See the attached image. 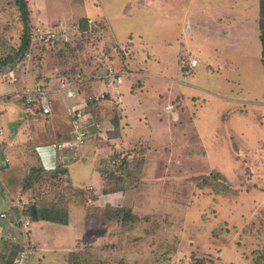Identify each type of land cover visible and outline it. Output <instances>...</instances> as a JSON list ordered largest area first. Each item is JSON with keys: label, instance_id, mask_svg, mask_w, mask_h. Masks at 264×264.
Returning <instances> with one entry per match:
<instances>
[{"label": "rangeland", "instance_id": "1", "mask_svg": "<svg viewBox=\"0 0 264 264\" xmlns=\"http://www.w3.org/2000/svg\"><path fill=\"white\" fill-rule=\"evenodd\" d=\"M26 2L27 32L17 0H0L1 61L18 52L37 23L80 22L66 47L29 44L27 70L81 78L99 70L104 78L110 65L123 80L104 85L108 98L87 108L107 155L92 160L93 144L71 151L91 156L71 165L74 190L47 174L36 181V192L57 194L53 202L70 198L72 231L50 225L31 264H264V65L247 43V17L260 18L261 0H36L43 21L32 18L34 0ZM196 57L198 67L187 73ZM6 68L0 85L14 88ZM124 133L145 144L117 151L112 143ZM122 158L123 169L113 163ZM102 159L104 191L120 193L100 196L115 203L97 205L87 188ZM114 173L122 179H111Z\"/></svg>", "mask_w": 264, "mask_h": 264}, {"label": "crops", "instance_id": "2", "mask_svg": "<svg viewBox=\"0 0 264 264\" xmlns=\"http://www.w3.org/2000/svg\"><path fill=\"white\" fill-rule=\"evenodd\" d=\"M33 4L32 5L34 7H36L37 5V10L36 15H33L32 18L43 21L44 19L41 16V13L43 11L42 7L39 4H36V0H34ZM247 18V23L250 24L252 29V36L248 38L247 41L248 46L251 45L252 47H255L254 50H256L255 52L261 59L262 45L260 41L259 14H257L256 16L255 13V15L252 16V19L251 17ZM37 25L41 26L38 23ZM64 25L68 26L69 24L65 23ZM106 26H108V24ZM106 35L108 37V40L116 43L115 37L109 26L107 27ZM25 57L24 59H22V62L19 61L15 65V67L17 68L16 70L23 71V76L20 78L16 75L18 77V81L16 83L11 84L6 81L8 86H12L14 88H3L4 86L0 85V207L2 206L0 215H6L5 220L0 219V264H12L16 256L18 255L19 245L10 241L7 231L3 228V225L7 224L8 222H13L18 225V222L20 221V211L17 206L22 207V209H26V206L28 205L30 207L32 217L33 207H35L37 212L39 208H49L57 202H53V199H55L57 194L52 191L36 192V184L33 187H25V179L29 175L31 169L43 168L46 173H52L60 164L65 165L68 173L65 177L66 181L64 186L70 187L72 188V190H74L77 185L73 183L70 175L71 165L78 162L84 163L89 159L88 156L90 155H93V157L90 156L92 160L99 156L105 157L107 155L106 150L103 147L99 146L101 141H99L98 139L95 140L96 132H92L91 134L90 138H92L93 141L90 139V141L86 143L88 145L93 144V146H95V148L92 149V154L90 155L80 150V152H77L76 155L72 154L73 159L69 160L66 157L72 155H70L71 151H67L66 153H64V155L58 156V158L60 159V162H58L57 158L55 157V153L51 149V146H53V144L67 140L71 129L69 104L73 100L69 99L67 97V94L60 89L63 80L69 79L75 82L76 89L80 91L81 96L88 94H99L107 90L106 87H112V84L110 82L99 80L104 79V72L98 70L96 72V75L94 74L90 77L84 76L83 78H81L80 75H78V77L77 75L72 76L71 74H65L61 72L56 74V76H53L52 74L46 75L42 73L43 75L41 74L42 77H40V74H32L29 72V70H27V60ZM196 58H198V61L200 60L199 57ZM129 74H131L132 77L136 76L132 73ZM91 77H93V80H91ZM104 85L106 87H104ZM38 86L46 87L50 91L49 96L52 94L57 98L56 103H53L51 101L53 111L50 116L43 115L40 110H38V108L30 106L26 101L24 93L27 90H34ZM98 86L101 92H94L98 89ZM19 102H21V105L19 104ZM167 107L169 106L165 107L166 111H168ZM100 108L102 109L104 114H107L110 110L109 107ZM63 111H65V113H62ZM62 114L65 115V119L61 117ZM102 114L103 113H98L96 114V117L99 118ZM57 116L60 120L57 119ZM40 117H42L43 119L42 124L36 125V121L40 119ZM102 119L107 120L110 119V117L104 115ZM158 119H160V117ZM122 122L124 123L125 121L123 120ZM50 131H53L56 134V138L54 141H49L50 137H52L50 136ZM128 137L129 135H126L124 133L123 137H119L118 139H116L119 140V142L112 143L117 148V151H120L122 148H130L135 144H145L142 141H134V138L128 139ZM98 159L99 158H97V160ZM104 163L105 160L102 159L99 165V169H97V171L95 172V174L97 175V181L87 188L88 190L93 191V194L96 196L95 203L97 205H106L107 203L112 204L113 202L100 201V196L105 194L106 196L111 198L112 196L120 193L119 191L108 194L105 193L104 189L107 185V182L105 177L103 176ZM132 169L133 168H131L130 170ZM65 201L67 202L69 209V222L67 225L57 224L47 220H40L39 217L38 221H33L29 236L31 247L35 248L32 249L34 253L36 251V243L40 239V235L45 234L46 232L48 233V227H50V225L62 227V229H65L66 231H72V204L70 203V198L65 199ZM70 234L71 233L68 232V235Z\"/></svg>", "mask_w": 264, "mask_h": 264}, {"label": "built area", "instance_id": "3", "mask_svg": "<svg viewBox=\"0 0 264 264\" xmlns=\"http://www.w3.org/2000/svg\"><path fill=\"white\" fill-rule=\"evenodd\" d=\"M89 28L91 30L93 20H89ZM81 27L78 25L65 26L55 25L53 27H43L36 25L28 34L29 44H43L51 46V44H69L72 43L75 34H80ZM89 30V31H90ZM121 51L127 52V47H122ZM199 65L197 59H192L189 62V68L187 73L193 72ZM15 68H8L5 72V79L8 83H16L18 77L15 74ZM104 78L112 79L111 84L116 83L121 85L123 83L122 76L116 70L109 66L107 67L106 75ZM60 89L63 90L69 99H72L74 104L70 106V116L72 128L69 132L68 139L56 144H53L52 148L57 153V156H62L67 151H74L79 146L85 145L87 140L91 137L92 132L101 133L103 130L101 126L95 121L93 116L88 112L89 105H99L103 100L108 98L106 93L88 94L81 96L80 91L76 89L75 82L66 79L61 83ZM26 101L30 106L38 108L40 112L45 116L52 114V102L50 100V91L44 86H38L34 90H27L25 93ZM81 96V97H80ZM1 101V99H0ZM168 110L172 109V106L167 107ZM121 159L113 161L117 166ZM61 165V164H60ZM20 211V221L18 225L13 222H8L3 225V228L8 233L10 241L19 245V252L14 260V264H31L30 255L34 252L30 243V231L33 224L31 216L25 215L22 207L17 206ZM6 215L1 214L0 219L5 220Z\"/></svg>", "mask_w": 264, "mask_h": 264}, {"label": "trees", "instance_id": "4", "mask_svg": "<svg viewBox=\"0 0 264 264\" xmlns=\"http://www.w3.org/2000/svg\"><path fill=\"white\" fill-rule=\"evenodd\" d=\"M24 2L27 5L26 0H17V3L20 6V10L22 12L21 17L23 19L24 25L26 26V32H27V28L29 25V18H28L29 11H28V8L25 7ZM78 24H80V22ZM88 27H89V24L87 22V29ZM259 27H260V41L262 45L261 61L264 65V0H261V5H260ZM67 45L68 44L62 45V44L56 43V44H51V48H58L59 46L66 47ZM28 50H29V41L27 39V34L25 33L23 41H22V45L20 49L18 50V52L14 56L6 57L3 61L0 60V69L3 67L6 68L8 66H10L9 68H15L16 63L19 61L22 62V59H24V57L28 54L27 52ZM187 67L189 68V65ZM188 68L185 70L186 72ZM120 165H121V169H123L126 166V160L124 158L121 159ZM67 173L68 171L66 169V166L62 164L59 165L57 169L53 171L52 173L51 172L46 173L43 170V168L42 169L32 168L29 175L25 179L24 185L25 187H33L37 183L36 181H39L40 179H42V175L47 174V175H51L53 179H57L59 184L62 183L61 185H59L60 187H62L65 185V181H66L65 177ZM105 174H107V172L103 171V176ZM109 177L111 179L113 178L114 181L116 180V178L122 179V176L120 174H118L117 176L116 173L111 174ZM67 189H72V188L67 187ZM115 192L117 191L115 190ZM105 193L108 194L110 192L105 190ZM23 211L25 215L31 216V210L28 205L26 206V209H23ZM37 214L40 220H47L53 223L63 224V225H67L69 222V219H68L69 209H68V205L65 199L59 198L56 204L52 205L49 208H39L37 210ZM12 264H14V262Z\"/></svg>", "mask_w": 264, "mask_h": 264}, {"label": "water", "instance_id": "5", "mask_svg": "<svg viewBox=\"0 0 264 264\" xmlns=\"http://www.w3.org/2000/svg\"><path fill=\"white\" fill-rule=\"evenodd\" d=\"M32 218L34 222L38 221V216L35 207L32 208Z\"/></svg>", "mask_w": 264, "mask_h": 264}]
</instances>
